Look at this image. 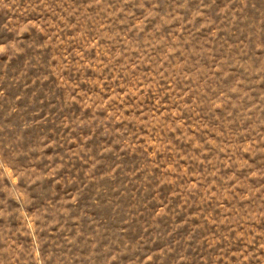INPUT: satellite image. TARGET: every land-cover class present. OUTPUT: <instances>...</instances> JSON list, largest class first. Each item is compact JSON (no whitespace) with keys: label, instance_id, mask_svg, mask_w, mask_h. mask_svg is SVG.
Here are the masks:
<instances>
[{"label":"rangeland","instance_id":"374dc122","mask_svg":"<svg viewBox=\"0 0 264 264\" xmlns=\"http://www.w3.org/2000/svg\"><path fill=\"white\" fill-rule=\"evenodd\" d=\"M0 264H264V0H0Z\"/></svg>","mask_w":264,"mask_h":264}]
</instances>
